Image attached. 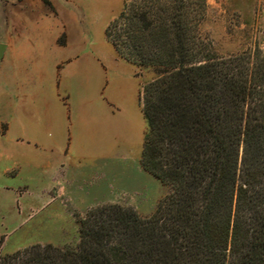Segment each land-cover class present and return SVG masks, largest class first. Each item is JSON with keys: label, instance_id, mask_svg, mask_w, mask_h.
I'll use <instances>...</instances> for the list:
<instances>
[{"label": "trees", "instance_id": "16d2710c", "mask_svg": "<svg viewBox=\"0 0 264 264\" xmlns=\"http://www.w3.org/2000/svg\"><path fill=\"white\" fill-rule=\"evenodd\" d=\"M207 0H132L106 28L151 68L140 164L168 187L148 217L118 204L78 219L75 246L35 244L0 264H264V49L222 56Z\"/></svg>", "mask_w": 264, "mask_h": 264}, {"label": "rangeland", "instance_id": "374dc122", "mask_svg": "<svg viewBox=\"0 0 264 264\" xmlns=\"http://www.w3.org/2000/svg\"><path fill=\"white\" fill-rule=\"evenodd\" d=\"M130 1L0 0V256L35 244L75 246L78 219L91 208L118 204L148 217L167 194L168 187L140 164L147 130L143 86L155 73L123 59L106 37L107 26ZM14 10L36 15L26 30L43 33L45 64L38 95L28 105L34 114L26 122L28 136L18 143L4 134L19 96L15 84L5 83L2 63L5 14ZM200 31L222 56L264 49V0H207ZM54 118L62 121L58 150L46 145L54 137ZM86 125L103 130L100 147L81 150L71 140ZM36 136L37 145L31 140ZM15 164L19 174L7 175ZM61 164L76 190L68 200H41L39 191ZM7 186L18 194L2 190Z\"/></svg>", "mask_w": 264, "mask_h": 264}, {"label": "crops", "instance_id": "0c3cea01", "mask_svg": "<svg viewBox=\"0 0 264 264\" xmlns=\"http://www.w3.org/2000/svg\"><path fill=\"white\" fill-rule=\"evenodd\" d=\"M37 5V1H34ZM5 14V21L3 27V60L4 64V81L5 83H13L18 87L19 96L16 98L15 115L8 119L5 123L4 134L12 136L11 138L18 143L23 140L22 137H27V121L32 119L34 114L28 112L29 103L35 100L38 95V86L41 73L44 69V62L40 58L43 51L41 47V38L43 33L33 30H26L28 24H34L36 15L30 10H14ZM76 72V68H74ZM110 104V103H109ZM12 106V102L10 104ZM142 108V104H141ZM143 113V112H142ZM51 120H53L51 118ZM82 121V120H81ZM84 122L88 120H83ZM62 125L59 120L54 118V137L51 142H46V145L52 149H59V139H57V126ZM103 134V130L94 125H86L84 128H78L75 138V145L79 149H85L90 145L99 144V136ZM145 134V131H144ZM145 136V135H144ZM31 138V137H30ZM34 144L40 143V139L36 137L31 138ZM42 140V139H41ZM72 144V142H71ZM57 166L54 170V176L47 179V185H43L39 191L41 200L51 199L54 202L58 198L68 200L72 190H76L73 180L68 178L66 171H64V164ZM19 165L15 164L10 169L6 170L7 175L17 176L19 174ZM99 183L98 181L95 182ZM57 187L59 190H57ZM92 188V187H90ZM2 190H14L18 194L19 189L16 187L7 186ZM79 190V189H78ZM86 190V189H85ZM64 202V201H63ZM70 203V202H69ZM66 207V202L63 203ZM70 207V206H67ZM1 214V213H0Z\"/></svg>", "mask_w": 264, "mask_h": 264}]
</instances>
